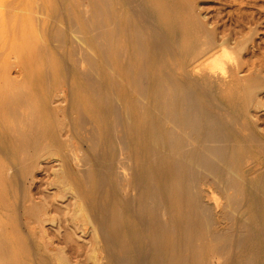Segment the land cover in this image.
Returning <instances> with one entry per match:
<instances>
[{
  "label": "bare ground",
  "instance_id": "6f19581e",
  "mask_svg": "<svg viewBox=\"0 0 264 264\" xmlns=\"http://www.w3.org/2000/svg\"><path fill=\"white\" fill-rule=\"evenodd\" d=\"M70 1H67L68 4ZM135 1L81 0V7L89 5L90 8H82L76 16L73 15L75 17L68 13L72 30L80 39L87 42L91 40L94 44H89L94 45L96 53L100 52V56L96 55L98 58L90 49L76 52V58H71L73 67L89 83L96 98H101L104 93L103 78L100 79L96 73L100 65L105 66L107 62L113 66V81L107 80L111 81L110 85L113 83L117 86V90L119 88L114 95L121 97L128 91H134L140 98H136L138 106L135 113V109L131 108L133 100L130 101L131 107L126 104L124 108V103L116 105V101L112 102L115 96L106 93L105 111L111 115V119L105 138L110 141L111 149L106 147L108 150L104 152L106 154L101 162L96 156L99 153L94 154L93 150L80 154L74 164L67 163L65 170L71 175L78 174L82 182L77 184L69 177L71 182L58 185L51 201L46 198L35 201L31 185L35 179V170L41 167L43 152L68 143L62 140L61 127L59 129V113L63 109L46 105V101L42 102L46 103L45 106L40 105L42 108L36 109L35 102L32 104L24 87L16 86L10 69L25 51L24 42L28 38V30L31 26L33 29L35 20L38 19L39 24L41 19L36 16L33 21L27 0H0V12L3 13L0 15V125L3 126L0 137L6 135L9 142L5 144L10 147L7 151L0 139V157H10L11 152L15 155V164L13 161L7 164L0 158V264H71L72 256L78 253L72 241L73 235L80 231V220H83L84 227L92 225L96 239L86 251V256L95 264H99L98 255L107 260V264H243L239 263L237 256L241 247L248 243L251 228L237 240L219 235L210 228L206 206L196 189L198 175L194 165L215 170V158L234 165L242 155L238 154V147L244 143L240 140L242 144L238 145L237 138L240 135L245 137L246 144L259 149L264 155V141H261L263 137L258 133V122L250 112L255 101L254 94L264 88V73L260 71L264 64L259 62L261 68L253 65L260 69L258 72L252 68L250 73L247 72L248 76L240 75L242 60L232 56L228 50L230 37L218 40L216 30L208 28L196 0H140V3L136 1L137 4ZM117 3L131 7L130 15L124 18V12L121 17V11L119 16ZM61 29L55 31V38L64 37L66 31L63 33ZM253 34L256 32L253 31ZM123 38L133 48V56H130V52L128 55L129 47L123 48L124 50L120 48L125 44L117 46ZM183 41L186 43L183 44ZM64 43L66 44L65 41ZM42 48L39 49L40 52L45 51ZM90 48L92 49L91 46ZM232 48L237 50L235 47L230 49ZM183 50L191 55V63L188 64L189 67L193 65L191 69L186 64H180L181 61L178 65L169 63L170 58H180ZM41 54L44 55L40 53L39 56ZM203 58L207 60L199 62ZM225 58H229V61ZM85 63L89 65L88 68L83 66ZM66 70L69 72V68ZM108 71L111 73L110 68ZM47 73L48 71L46 75ZM182 74L185 78L181 77ZM59 75L56 74L58 78ZM50 79L53 80L52 77ZM45 80L46 76L42 83ZM52 80L50 83H53ZM36 83L38 84V80ZM79 83H76L77 88L82 85ZM84 89L86 88L81 89L83 95L86 91ZM78 90L75 93H79ZM86 94L87 92L84 97ZM82 101L81 99V105ZM23 106L25 110L26 107L30 109L29 114L24 113ZM81 108L79 107V111ZM89 113L88 111V115ZM44 117L45 120H42ZM84 117L86 116L79 115V128L85 126L87 118ZM216 119L222 120V127L209 124ZM96 120L100 119L97 117ZM77 132L80 134L79 129ZM194 133L198 136L192 141ZM102 134L100 137H103ZM91 140V145L94 148L98 146L99 150L100 144L106 145L107 142L97 134H93ZM132 143L135 152L132 150L130 156L126 154L127 157L124 158L115 153L116 147L123 153ZM196 143L201 146H196ZM13 179H17L16 186H12ZM123 179L127 180L126 184L121 183ZM261 183L264 185V180ZM230 187L234 189V193H231L234 200H240L248 193L241 174L232 177ZM9 194H12V199ZM65 198L79 207L72 214L67 211L63 213L59 208L58 214L53 213L58 201L55 199ZM31 221L37 222L40 227H44L47 221H68V228L62 235L63 246L54 244V251H51L53 238L29 231ZM42 232L46 234L45 229ZM228 242L230 246L223 253Z\"/></svg>",
  "mask_w": 264,
  "mask_h": 264
},
{
  "label": "rangeland",
  "instance_id": "374dc122",
  "mask_svg": "<svg viewBox=\"0 0 264 264\" xmlns=\"http://www.w3.org/2000/svg\"><path fill=\"white\" fill-rule=\"evenodd\" d=\"M28 1L30 4V8L33 12V13L31 12V16H32L33 21H34V17L36 18V16H37V18L40 17L39 19H41V22H39V24H38V19H37V21L35 20L34 21L35 23L33 24L34 30L32 29V26L29 29L30 31L28 30L29 34L32 35V37L28 34V36H27L28 38L24 42L25 51L21 55H22V57H24V56L25 57L23 59L20 56V60L13 67H11L10 72L15 77V81L17 84L16 86H18V88H21V86H23L24 88L23 87L22 88L24 89V91H26L29 94L30 101L32 102V104L35 102L34 106L36 109L42 108L43 106H45L46 103H47L46 105L49 104L50 106H58L61 109H63V112L59 113V117L61 118V123L59 124L61 126H59V129L61 127V129H60L61 133L60 134H61L62 140L64 141V143H65V141H66V143L67 142L68 143L66 145L64 144V145H61L59 147H51V148H49L43 152L42 158L40 160L41 161V164H40L41 167L38 168L37 170H35V172H34L35 179L31 185V192H32L33 197L36 198L35 201H38L42 198H46V199L51 201L53 196H55L54 195L55 190L57 189L58 185H61L63 182L65 183L66 181L69 182L71 180V178L77 184L82 182L81 177L78 174L74 173V175H71V174H68L66 172L65 169H66L67 163L74 164L76 157H79L80 154H82L84 152H90V151L92 152V150H93L92 153H94V154L99 153V154H96V156L98 158H100L99 161L101 162V158L103 157V155L106 154L104 152H107L108 149H111L110 141L107 138H105L106 137L105 135L107 133V129L109 128L110 119H111V115H109V113L107 111H105V107L107 104V99H106L107 97L106 96H107V94H109L110 96H113L115 94V91H118L119 88L117 90V86H114L113 83L110 85L111 81L107 80V79L112 80L111 74H112L113 68H111V67H113V66L109 62L105 63V66H104V64H103V66L101 64L99 67L100 69H98L99 70L98 72H97V69L95 70V73L97 72L96 74L98 76H100V79L101 78L106 79V80L101 79L102 82L104 83V85H103L104 93L102 94L103 96L101 97L103 99H101L98 96L96 98V95L94 94V92H91L93 90H92V88H90L89 83H87L84 79H82L78 75L77 68L73 67L74 63L72 60L74 58H76V56L78 55V53H80V51L84 52V51H88L90 49L89 51H91V53H93V55H95V57H97L98 54L100 56L99 51L97 53L95 52L96 49L93 45L94 43L91 40L89 41V39H88L89 42H87V40L85 41L84 39H82V38L80 39L79 36H77V34L71 28L72 26H71V21H69L70 19H68V18H70L69 17L70 15H71V17H75L80 11H82V8H85V9L90 8L89 5H85V6L82 5L83 7H81V5H80L81 0H72V2L76 4V5L74 4L75 6L73 5V3L70 0H27V2ZM67 1H70L69 4ZM136 1L138 3H140V0H136ZM136 1H135V4H137ZM117 4H119V3H117ZM196 5L198 6L199 11H200L203 19L207 23L208 28L216 30V32H217L216 35H217L218 40H221V39L223 40L224 38L230 37V45L227 46L228 50L230 51L232 56H236L240 61L242 60L241 64H243V65H241L242 67L241 66L239 67V70L241 71V72L239 71L240 75L245 74V76H248L250 71L252 70V68L253 69L255 68V67H253V65L260 67L259 62L264 61V0H196ZM65 6L69 7V9L66 8ZM115 6H116V4H115ZM132 6H134V4ZM0 7H2V6H0ZM116 7H117L116 9H118L117 12H118L119 16L121 14V11H122L121 17H123L124 12H125L124 18L130 15V12H131L130 8L131 7L129 8V6H123L121 4L117 5ZM123 7H124V9H123ZM3 9L5 10L4 7H3ZM1 10H2V8H1ZM4 10H3V12H4ZM66 10H68L67 13H66ZM76 10H78V11H76ZM1 13L2 12H0V15L3 14V13L2 14ZM62 13H64V14H62ZM126 13H128V14H126ZM73 15H75V16H73ZM57 29L58 30L61 29V31H63V33H64V31H66L64 34V37L62 38L63 40L59 39V38L57 39V37L55 38V35H56L55 31ZM252 30L254 31V33L256 32V34H253ZM123 39L119 40L117 46L120 47L121 44L127 45V46L124 45L120 48L126 49L129 47L128 55L131 53L130 56H133V48L128 43H126L125 39L124 40ZM58 40H60V41L62 40V41L59 42ZM64 41L66 42V44L64 43ZM90 42H92L93 44L92 43L89 44ZM60 43L62 45H60ZM182 43L185 44L186 41H183ZM42 45H44V46H42ZM90 46L92 47V49L90 48ZM230 46L237 48V50L236 49L234 50L233 48L230 49L231 48ZM41 48L43 49V51L44 50L46 51V49H47L48 50V51H46L47 53L45 51L40 52L39 49L41 50ZM64 49H65V51H61ZM72 49H74V50H72ZM232 50H234V51H232ZM69 51H71L70 54L68 53ZM73 51L75 52V55H74ZM184 51L185 50H183L181 52L180 58H178L179 56H175L172 59L169 57L170 58L169 63H171L173 65V64H177L179 61H181L180 64H186L185 66L188 67V69H191L193 67V65H191L190 67L188 65L191 63V55L189 54V52H187V51L184 52ZM39 52L43 53L46 56H44V55L42 56V54H41V56H39L40 55ZM76 52H78V53H76ZM48 54H49V58H47ZM68 54H69V56H68ZM71 54L73 55V57H70ZM67 58H68V60H67ZM71 58H73V59L71 60ZM181 58H183V59H181ZM184 58H185V60H184ZM48 59L51 60L50 61L51 63L49 62ZM56 59L58 60V63L61 64V66L59 64H57ZM69 59H70V61H69ZM225 59H226V61H229V58H225ZM61 60H62V63H61ZM204 60H207V58H203L199 62L203 63ZM182 61H183V63H182ZM262 62H261V64L263 65L264 63H262ZM65 63H66V66H65ZM50 65H52V66H50ZM68 65H69V67H68ZM83 66L85 68H88L87 66H89V65L87 63H85ZM106 67H108L107 68L108 70L110 68L111 73H109V71L107 69L105 70ZM258 67L255 68V70H257V72L260 70V69L258 70ZM43 68H44V70H42ZM60 68H61V70H60ZM68 68H69V72L66 70ZM102 68L105 71H107L106 75L104 73L105 71L104 70L102 71ZM49 70H51V72ZM180 70L182 71L181 68H180ZM46 71H48L47 75H46ZM260 71L264 73V67H263V70L261 69ZM38 72H41V74H42V72H45V73L42 74L43 76H41V74L40 73L38 74ZM67 72H68V74H67ZM120 72H121V70H120ZM247 72H249V73H247ZM49 73H51L52 75ZM59 73H60V75H59ZM69 73H70V75H69ZM35 74H37V75L35 76ZM56 74H57V76L59 75V78L56 76ZM61 75H62V77H61ZM37 76H39V77H37ZM45 76H46L45 83H42L43 79H45ZM48 76H50V78L52 77L53 80L50 79ZM69 76H72V77L70 78ZM74 76H75L76 80L74 79ZM101 76H103V77H101ZM106 76H108V78H106ZM35 77L38 80V84L36 83L37 80L35 79ZM63 77H65V78H63ZM181 77L185 78V75L182 74ZM57 79H59V80L57 81ZM29 80H31V81H29ZM51 80L54 83V85H53V83H50ZM80 80H82V81H80ZM83 81H84V83H83ZM27 82H29V83H27ZM74 82H75V84H74ZM79 82H81V83H79ZM108 82H109V86H108ZM202 82H203V80H202ZM56 83H57V86H55ZM76 83H79L80 85L82 84L80 86L81 89L86 88V89H84V90H86L84 92V95L86 92L88 94V95L86 94V96H87V97L85 96L86 98L84 97L83 93L81 92L83 90H81L79 88V85L77 88ZM32 84L34 85V89H36L35 90L36 93L33 89ZM47 84H48V86H47ZM50 84H52L53 86ZM74 85H76L75 88H74ZM51 87H54V88H51ZM37 88L39 91L37 90ZM55 89H56V91H55ZM110 89H111V91H110ZM76 90H78L79 93H75ZM106 90H107V92H106ZM31 91H33V92L31 93ZM47 91L48 92L50 91V92L48 93ZM258 91L256 92V94H254L255 101H254V104L252 105L253 107L252 106L250 107V109H251L250 112H251V115H253L252 117H254L258 122L257 131H258V133H260V136L262 135V137H263V139H261V141L262 140L264 141V88L263 89L261 88ZM37 92L38 93L40 92V93L38 94ZM133 92L131 91V93H130V91H128L125 95H123L121 97H119V96L116 97L114 95L115 98L113 99L114 101H112V102L115 103V101H116V103H115L116 105H119V104L121 105L124 103L123 105L125 108L126 104H129L130 106L129 105H127V106L131 107V103L134 101L133 105L134 104L135 105L134 106L132 105L131 108L136 110V107L138 106V103H136V102H138L136 100V98L137 97L140 98V97L136 92H134V94H132ZM74 93L77 94L78 96L74 95ZM257 93H258V95H257ZM79 94L81 96L80 100H79ZM89 94H90L91 98H90ZM217 95H219V94L217 93ZM52 96H54V97H52ZM37 97H39V99ZM71 97H72V100H71ZM83 98H85V99H83ZM88 98L90 100H88ZM81 99L83 100L82 105L80 103ZM117 99L120 101H118ZM45 101H46V103H42ZM130 101H132V102H130ZM40 102H41V104H40ZM83 102H85L88 105H86L85 103L83 105ZM88 102L89 103L91 102L90 105ZM76 106L77 107L79 106L80 108L83 106V108H81V110L79 111V107L77 108ZM93 106L95 107V109ZM216 107H217V105H216ZM87 108H88V110H85ZM73 109H75V111ZM83 109H84V111H83ZM22 110L24 111V113L29 114V112H30L29 111L30 109L28 107H26V110H25V106L22 107ZM135 110H133V112L136 113L137 110L136 111ZM88 111L90 112L89 113L90 115H88ZM92 112H93V115H92ZM80 114H82L83 116H86V117H84V119L87 118L88 120L86 119L85 124H84L85 126L79 128L78 126H79V115ZM101 114H102V117L104 116L103 118L99 117V116H101ZM43 115L46 117V114L44 112H43ZM96 116L100 120L103 119L101 121L102 123L100 122V120H98L100 122L98 124L102 127H100L98 124H95V122L96 123L98 122L96 120V118H97ZM45 117L42 120H45ZM104 124L106 125V128H105ZM209 124L210 125L216 124L215 127L217 126L218 128L223 126L222 120H218V119H216L214 121V123H209ZM97 126L99 127V130H98ZM118 126H119L118 130H119L120 125H118ZM95 127H96V129H95ZM2 128H3V126L1 127V125H0V130H1L0 133H2ZM77 128L80 130V134L77 132L78 131ZM101 128H102V130H100ZM101 131L103 134L101 133ZM92 133L95 135L97 134V136L101 140H103V138L106 139L108 142V143L106 142L107 146L104 143V144H100V150L97 148L98 146L97 147L95 146L96 148H94V146L91 145L93 143V140H91L92 135H93ZM100 134H102L101 136H103V137H100ZM118 134H120V132ZM5 136L6 135H2L0 137L1 142L3 141L1 144L3 145V147L4 146L7 147L6 149H8L7 151H9L10 147L7 145L9 141L7 140V138ZM197 136H198V134L194 133V135L192 136L193 137L192 141ZM240 136L242 139L240 138ZM240 136H239V138H237V141L239 143L238 145L242 144L240 142H244V143L242 144L243 146L240 145L238 147V154L240 153L239 154V156H240L242 153V155L238 159V162H236L234 165L225 164L221 160H219L218 158L214 159V161L217 165V169H215V170H211V169H208L204 166L197 165V164L194 165L196 172H197V175H198V180L196 181V189H197V192L199 193V195L202 197L203 203L206 206V212L210 218V228L215 233H217L219 235H223V236H225L231 240H237L238 237H240L244 233L248 232V230L250 231V228H251L250 232H252V233H250V236L248 238V240H249L248 243L245 244L244 247H241L240 252L238 253L237 258L239 259V263H243V264H247V263L248 264H264V241H263L264 240V233H263L264 232V206H263V204H264V192H263L264 185H263V183H261V181L263 182V180H264L263 179V176H264V155H263V152L260 151L259 149L251 146L249 143L246 144L247 141L245 142V137H243V135H240ZM5 140H6V142H4ZM237 141H236V143H237ZM5 143H7V144H5ZM196 146L200 147L201 145L199 146V144L196 143ZM245 146L249 148V149L245 148V149H248L246 151L243 148ZM250 147H252V148H250ZM94 149H95V151H94ZM127 149H129V151ZM127 149L124 150L125 153L123 151H122L123 153H121V150H119V148L116 147L115 153L117 155L120 154V155H122L121 157L126 158L127 155L130 156L133 153V152H131L132 150H134V152H135V147H134L133 143ZM242 150H244V151H242ZM102 151H103V153H102ZM250 151H253V152H250ZM11 153L12 154H9L10 157L9 156L6 157L5 155L1 156L0 157L1 160L7 164H9L8 162L13 161V163L15 164V155L13 154V152H11ZM5 158H6V160H5ZM10 158H12L14 160H10ZM8 159H9V161H8ZM74 169L76 170L75 167H74ZM66 174L68 175V177H66L67 176ZM239 174H241V176L245 179L246 189L248 190L247 195L244 196L245 198L244 197L242 198L243 201H242V199H240V200L235 199L234 200L231 196V193L232 192L234 193V189H232L230 187V180L232 179V177L238 176ZM69 177H71V178H69ZM259 178H260V180H258ZM15 180L14 179L12 180L13 181L12 186H16L17 179H15ZM63 180H65V181H63ZM253 180H255V181H253ZM121 183L126 184L127 180L123 179V180H121ZM258 183L261 184V187ZM257 184H258V186H257ZM256 189H258V190H256ZM256 193H258V194H256ZM68 196H70V194H68ZM9 198L12 199V194H9ZM55 200H58V201H56L57 204L54 207V211H53V213H55V214L59 213L57 211V208L63 210V213L65 211H67V212H70L72 214L73 211L75 210V208L79 207V205L75 206V204L74 205L71 204V201L66 200V198L62 199V200H59V199H55ZM258 206H260V207H258ZM244 208H246L247 210L246 209L244 210ZM248 209H249V211H248ZM254 212H256V213H254ZM257 213H258V215H257ZM247 215H249L250 217H248ZM259 216H261V217L259 218ZM254 219H255V221H253ZM256 220H258V222ZM67 223H68V221H64L63 223L47 221L44 223V227H42V226L40 227L37 222L31 221L32 227L29 228V231H31L33 234H35V233L36 234H42L44 236H49V237L53 238V241H51V240H48V241L52 242V244L50 245L51 246L50 250L54 251V246H53L54 244L59 245V246H63L62 235L64 234V232L68 228ZM254 223H256V224H254ZM78 224L80 225V231L77 234L73 235V241H72L75 248L77 249L78 253L76 255L72 256L71 264L72 263L73 264H95V262L93 260L88 259L86 256V251H88V249L91 247V245H93L94 240L96 239V237L94 236V232L92 230V225L89 224L88 226L84 227L83 220H80L78 222ZM247 224L248 225L250 224L249 225L250 227ZM247 226L249 227V229L247 228ZM44 229L46 230V234L42 232V230H44ZM260 230H263V231H260ZM100 238H103V237H100ZM262 243H263V245H262ZM229 244H230L229 242L226 243V245L223 248V253L228 250V248L230 246ZM98 256H99L98 257L99 258V262H98L99 264H107V260L105 261V259H103L102 256H100V255H98ZM249 259H250V261H249ZM242 260H243V262H242ZM219 264H221V262Z\"/></svg>",
  "mask_w": 264,
  "mask_h": 264
}]
</instances>
